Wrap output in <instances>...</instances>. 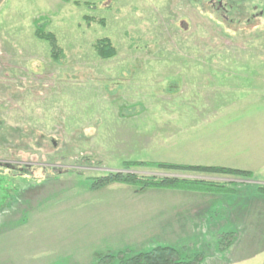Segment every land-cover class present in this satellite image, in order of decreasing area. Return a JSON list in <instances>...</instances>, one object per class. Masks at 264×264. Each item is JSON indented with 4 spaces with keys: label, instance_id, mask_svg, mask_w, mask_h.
Here are the masks:
<instances>
[{
    "label": "rangeland",
    "instance_id": "1",
    "mask_svg": "<svg viewBox=\"0 0 264 264\" xmlns=\"http://www.w3.org/2000/svg\"><path fill=\"white\" fill-rule=\"evenodd\" d=\"M220 1L226 12L212 0H0V264H110L98 258L159 246L138 243L158 214L141 203L167 190L93 192L89 179L215 177L128 164L170 155L246 172L264 191V0ZM102 38L116 49L107 61L93 50ZM180 129L189 140L167 148ZM239 186L217 191L238 197ZM258 222L237 242L233 230H201L160 246L183 264H264Z\"/></svg>",
    "mask_w": 264,
    "mask_h": 264
},
{
    "label": "crops",
    "instance_id": "2",
    "mask_svg": "<svg viewBox=\"0 0 264 264\" xmlns=\"http://www.w3.org/2000/svg\"><path fill=\"white\" fill-rule=\"evenodd\" d=\"M187 136V132L182 131L181 129L178 132L173 133L172 137L169 134L167 138V141H169L167 142V148L171 147V140L174 141V143L177 141H188L189 137ZM166 158L167 160L165 159L162 163L175 166L179 164L177 163L176 159H172L170 155H167ZM189 173H192L193 175H210L215 177H180L179 179L197 180L203 183H214L218 185L216 187H213L211 189L212 191H205L200 188L167 189V193L165 194L159 192L160 194H155L156 196L154 198L145 199L146 201L142 202L141 204L149 206L157 204V207L155 208H157L158 214L154 215L153 218L149 220V224H151V232L148 235L142 233V231L140 230L138 235L139 244H142L146 239L157 241L160 246L161 244H167L168 242H171L173 238H175L174 241H178L180 239L187 240L189 238H203L202 235L196 236L197 231L199 232L201 230L206 232V235L212 236L213 238H217L216 236L222 230H226L227 232L233 230L236 233L237 242L239 240L237 234L244 232V235L241 239L244 240L245 229L246 227L253 224V220H255L256 222L259 221L256 224L259 231L264 229V222L262 224L260 223L264 214L259 213V218H255V216L253 218L249 214L251 206L258 204L262 205L263 203L264 193H262L260 189H251L248 186L252 185L250 182L241 180L242 177L235 175H213L193 172ZM234 184L241 185L239 186L240 195L238 197H234V195L233 197H231L230 195L219 194L221 192L217 191V189L221 190V188L226 185ZM246 187H248L249 189H247ZM253 196L261 199L262 203L258 202L257 198L255 199V203H252ZM261 210L264 212V209ZM166 211L167 214L165 213ZM142 221L143 219L137 225L138 227L141 225ZM231 240L229 242H231ZM229 242L226 243L225 248L222 249L224 252H230L229 250L231 248V245ZM194 243L197 245L203 244L200 241H194ZM202 252L205 251L202 249ZM247 258L248 257L243 255L238 259L232 260L229 264L243 262Z\"/></svg>",
    "mask_w": 264,
    "mask_h": 264
},
{
    "label": "trees",
    "instance_id": "3",
    "mask_svg": "<svg viewBox=\"0 0 264 264\" xmlns=\"http://www.w3.org/2000/svg\"><path fill=\"white\" fill-rule=\"evenodd\" d=\"M89 23L90 21L87 20ZM35 37L44 40L51 46V57L57 62L58 56L54 51L55 45L54 37L50 33L41 32L38 29L35 33ZM93 50L98 59L101 61H107L115 57L116 49L113 47L111 41L107 38L98 39L93 44ZM131 166L140 167H154L162 171H188L201 174H213V175H235L248 178V173L239 170H232L221 167H191V166H175L170 164H146V163H134L128 164L126 170ZM112 184H124L134 189L135 193H142L149 189H190L200 188L205 191H212L213 186L211 183H203L197 180H185L179 178L169 177H155V176H136L129 173H107L104 176L98 178L89 179L88 189L90 191H98ZM264 193V191L262 192ZM179 253L173 247L170 246H156L152 249L141 251L139 253H131L125 251L119 253L116 256L106 255L99 257V263L108 262L110 264H183L178 261Z\"/></svg>",
    "mask_w": 264,
    "mask_h": 264
},
{
    "label": "flooded vegetation",
    "instance_id": "4",
    "mask_svg": "<svg viewBox=\"0 0 264 264\" xmlns=\"http://www.w3.org/2000/svg\"><path fill=\"white\" fill-rule=\"evenodd\" d=\"M217 1V6L215 5V0H212V3H211V5H212V7H214L215 8V10H219V11H224V12H226L227 10L226 9H224L222 6H221V4H220V0H216ZM221 17H222V19H224L225 21H229V19H228V17L227 16H225V15H221Z\"/></svg>",
    "mask_w": 264,
    "mask_h": 264
}]
</instances>
